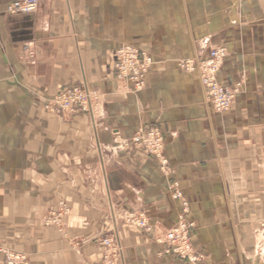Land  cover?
I'll return each mask as SVG.
<instances>
[{
    "label": "crops",
    "instance_id": "crops-1",
    "mask_svg": "<svg viewBox=\"0 0 264 264\" xmlns=\"http://www.w3.org/2000/svg\"><path fill=\"white\" fill-rule=\"evenodd\" d=\"M11 1L0 0V243L29 264H96L111 235L115 264H187L153 241L176 220L177 183L198 264H264V0H40L32 15L8 14ZM125 44L153 60L138 93L116 78ZM218 48L220 82L240 84L223 113L177 66ZM77 84L97 92L94 117L50 112ZM148 126L163 135L167 174L124 146ZM61 201L63 227L45 226Z\"/></svg>",
    "mask_w": 264,
    "mask_h": 264
},
{
    "label": "built area",
    "instance_id": "built-area-1",
    "mask_svg": "<svg viewBox=\"0 0 264 264\" xmlns=\"http://www.w3.org/2000/svg\"><path fill=\"white\" fill-rule=\"evenodd\" d=\"M39 2L40 0H13L7 5L6 12L11 15H32L37 11ZM218 54V50H210L201 60H198V58L194 60H183L179 62L177 66L180 69H184L187 73L198 74L200 80L203 82V86H205L206 98L211 108L215 112H224L230 108L237 89L235 93L231 94L229 89L214 83L212 76L214 71L221 67L219 63L224 58V55H220L222 56L220 57ZM152 65L153 60L150 54L131 45L125 44L115 52L114 69L117 73L116 78L118 81L128 82L132 93H138L144 89L145 80ZM90 90L85 84H77L61 90L53 99L52 105L49 106L48 109L50 112L56 114H59L60 110L63 109L72 114L78 111L90 114V99L92 101V96L95 94L94 92H90ZM129 145L141 149L155 158L159 169L166 174L168 173L169 163L164 155V138L158 127L148 126L138 128L124 144V146ZM170 187L176 199L180 202V209L177 213L175 222L169 226L163 234L154 237L153 241L156 244L164 245V254H172L181 261L187 260L189 264H196L200 260H204L205 257L200 251L196 250L192 244V234L195 225L189 219L187 201L182 191L178 188L177 183H172ZM62 203L61 201L60 205L65 210L62 218L60 219V215L59 218L50 219L48 215L46 219H44V223L47 224L52 221V225L55 226L62 223L63 217L67 214L66 205ZM56 212L57 211H53L52 213ZM124 222L128 225L142 228L148 232L151 230V225L143 214L139 216L130 214ZM254 235L257 241L255 250L256 255L264 259V221L259 224ZM100 246L102 249L101 260L96 264H115L117 259V248L116 245H114L113 237L107 236L102 238ZM3 252L7 255L4 256L5 260L8 261L7 264H27V257L24 255L20 253H11L9 251L5 252L4 250L0 253Z\"/></svg>",
    "mask_w": 264,
    "mask_h": 264
},
{
    "label": "rangeland",
    "instance_id": "rangeland-1",
    "mask_svg": "<svg viewBox=\"0 0 264 264\" xmlns=\"http://www.w3.org/2000/svg\"><path fill=\"white\" fill-rule=\"evenodd\" d=\"M213 50V49H212ZM202 59V57L200 56V57H198V60H201ZM212 59H213V57H212ZM225 59L226 58H223L221 61H220V63H219V65H223L224 64V61H225ZM180 69V68H179ZM180 70H182V71H185L184 69H180ZM196 74V73H195ZM196 76H197V78H198V80H199V82L201 83V85H202V87H203V89H204V91H206L205 90V86H203V82L200 80V76L198 75V74H196ZM212 79H213V81H214V83H217V84H219V85H221L222 87H224V88H226V89H229L230 90V92H231V94L232 93H235V91H236V88H237V85L239 84L238 82H236V83H234L233 85H225V84H222L221 82H220V80H219V78H218V74H213V76H212ZM235 86V87H234ZM90 90V89H89ZM90 92H94L95 94L92 96V106L95 108V106H96V103L99 101V97H98V94H97V92H95V90H90ZM205 95H206V92H205ZM235 95V94H234ZM235 97V96H234ZM206 101L209 103V101L207 100V98H206ZM56 106H59V105H56ZM60 113L61 114H68V115H72V113H70V112H68V111H66L65 109H63V110H60ZM74 114V113H73ZM86 114H88V113H86ZM60 209H59V212H56V213H50V215H49V217H50V219H55L56 217H58L59 218V216L60 215H63V213H64V208L60 205V203L57 205ZM130 215V214H129ZM129 215H128V217H129ZM138 216H139V214H138ZM127 217V218H128ZM45 226H51L52 225V221H50L49 223H43ZM61 227H63L62 226V224H58V228H61ZM109 237H112L111 235H108ZM107 237V236H106ZM104 238V237H103ZM102 239V238H101ZM101 239L99 240V244H100V242H101ZM113 239H114V245H116V248H117V253H116V255H117V257H118V255H119V253H120V246H119V244L117 243V241L115 240V238L113 237ZM257 246V241H256V244H255V247ZM6 253H1V255L3 256V258H4V256H7V255H5ZM202 261H204V260H200L198 263H201ZM26 262H27V264H29V258L27 257V260H26ZM184 262H186L187 264H189V262L187 261V260H184ZM4 263L5 264H7L8 263V261L7 260H5V258H4ZM198 263H196V264H198Z\"/></svg>",
    "mask_w": 264,
    "mask_h": 264
},
{
    "label": "bare ground",
    "instance_id": "bare-ground-1",
    "mask_svg": "<svg viewBox=\"0 0 264 264\" xmlns=\"http://www.w3.org/2000/svg\"><path fill=\"white\" fill-rule=\"evenodd\" d=\"M213 50H214V49H213ZM216 50L219 51V54H218L219 56H220V55H224L223 57H225V50H224V49H222V48H218V49H216ZM220 57H222V56H220ZM219 68H221V67H219ZM219 68H218V70H219ZM218 70L214 71V74H216ZM234 87H235V86H234ZM236 89H237V91H236V93H235V96L238 95L239 92H240V84L237 85V88H236ZM89 99H90V98H89ZM90 107H91V109H92V110H91V111H92V116L94 117V112H93V108H94V107L92 106V101H91V99H90ZM229 109H230V108H229ZM229 109H228V110H229ZM228 110H226V111H228ZM226 111H224V112H226ZM217 113H223V112L220 111V112H217ZM62 204L64 205L65 202L63 201ZM66 208H67V210H68V207H67V206H66ZM59 209H60V208L58 207L57 210H55V211L59 212ZM63 215H64V214H63ZM63 215L60 216V219L62 218ZM44 219H46V217H45ZM62 224H63V223H62ZM3 250H4L5 252H6V251H9V252H11V253H20L21 255H24L25 257H28L26 254H22L21 252L14 251V250H12V249H10V248H8V247H4V246L0 243V252H2ZM4 258H5V257H4Z\"/></svg>",
    "mask_w": 264,
    "mask_h": 264
}]
</instances>
